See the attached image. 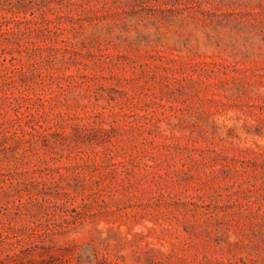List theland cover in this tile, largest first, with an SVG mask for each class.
<instances>
[{
  "label": "rangeland",
  "instance_id": "374dc122",
  "mask_svg": "<svg viewBox=\"0 0 264 264\" xmlns=\"http://www.w3.org/2000/svg\"><path fill=\"white\" fill-rule=\"evenodd\" d=\"M0 264H264V0H0Z\"/></svg>",
  "mask_w": 264,
  "mask_h": 264
}]
</instances>
